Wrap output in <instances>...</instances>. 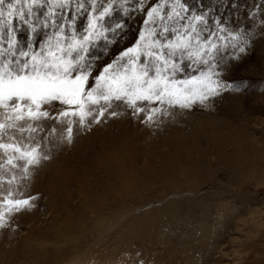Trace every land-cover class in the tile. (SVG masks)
Instances as JSON below:
<instances>
[{
  "label": "snow or ice",
  "instance_id": "6c2138e0",
  "mask_svg": "<svg viewBox=\"0 0 264 264\" xmlns=\"http://www.w3.org/2000/svg\"><path fill=\"white\" fill-rule=\"evenodd\" d=\"M255 9L249 27L236 0H0V168L20 172L8 184L30 180L93 124L129 114L151 126L172 109L242 93L248 81L226 77L257 39V19L264 36V3ZM137 18L135 40L113 55ZM43 121L53 126L37 137ZM39 199L9 190L0 229Z\"/></svg>",
  "mask_w": 264,
  "mask_h": 264
},
{
  "label": "bare ground",
  "instance_id": "6f19581e",
  "mask_svg": "<svg viewBox=\"0 0 264 264\" xmlns=\"http://www.w3.org/2000/svg\"><path fill=\"white\" fill-rule=\"evenodd\" d=\"M205 110L209 112L207 106ZM170 111L172 112L171 115L156 117L157 122L151 124V126L141 123L136 118H134V124L131 121H126L127 114H122L118 118H109L99 125L93 124L90 131H81L73 144L65 145L55 151L53 159L45 162L39 169L35 170L31 179L23 181L19 187L17 183L8 184V180L11 179L13 174L19 177V170L9 171L0 168V203H2L9 190H12L17 196L22 193L25 197L29 194L39 193L41 202H36V205L58 203L59 207L64 206L69 214L68 216L64 215L62 220L57 218L63 225H55L54 233L44 232L43 234L42 231H31L32 227L28 226L29 229L26 230L29 233L30 238L28 239L30 240H25L24 245L21 248L19 247L26 250L23 255H20V249H16L15 246L12 247L9 239L12 238L13 232L21 223L25 222L28 225L36 220L34 209L12 215L9 218V226L0 229V264H135L139 259L137 255L139 252H135L134 255L130 256L131 248L139 244H153L160 239L161 234L165 239H168L166 234L167 225L175 222V218L170 217L171 213L176 212L177 215H181L187 212L188 209L182 207L184 204L193 206L192 209L196 212L194 214L198 215L206 232L200 238L203 240H195V242L197 241V247H190V251L187 252L180 251L179 264H208L211 252L215 248L210 245V241L217 240L219 230L226 228L233 218L232 215L230 218L227 217L231 212L227 200L222 203V197H216L215 194H210V199L200 197L188 199L187 195L179 196V194L184 193L183 191L176 190L178 193L172 194L175 200L168 201L164 205L162 200L151 202L148 190H151L152 187L150 186L155 182L167 178L166 176L171 177L173 175L171 177L173 178L174 174L170 173L173 168L189 174L188 167L200 166L201 161L199 162V160L201 159L198 158L200 156L193 157L192 152H202L200 141L210 140L211 143L213 140L211 136L222 132L226 125L224 121L217 119L218 116L216 118L195 120L186 114L187 112L182 116L174 109ZM204 115L206 116V114ZM50 125L53 126V123ZM55 128L56 135H59L62 126L57 124ZM174 128L179 130H174ZM185 132H188V134L185 135ZM137 133H151L154 135L147 139L148 143L141 145L136 139L139 137H134ZM226 134L230 137V134ZM25 136H27V133H25ZM186 136L187 139H191L188 141L192 145L186 144V140L183 139ZM226 137H224V141H226ZM93 138L97 140L93 141ZM17 139H20L19 133H17ZM87 141L89 142L87 143ZM212 143L215 150L222 149V146L218 147L219 144L215 141ZM162 145L168 146L165 151H159V147ZM0 151V163H3L4 155L3 151ZM143 156L147 159L145 162L140 163L139 159ZM168 157H171L173 161L170 160L173 164L171 167L165 166V162L170 159ZM205 157L207 158V156ZM202 161L204 160L202 159ZM64 162H67L66 165H64ZM192 163L195 164L192 165ZM156 166H162V168ZM184 167H187V169ZM176 187L178 188V186ZM193 195L195 194L193 193ZM42 197L46 201H43ZM116 198L121 203H115ZM213 201H215L214 204ZM154 203H160V208H154L152 206ZM172 204H177V206L173 207ZM145 206H152L153 208L152 210L143 211L144 208L142 207ZM164 206L167 207L163 208ZM215 207H219V211L223 212L225 216L220 217L219 214H214ZM126 208L134 210V213L138 212V217L123 221L122 230L115 228L109 235L107 228L104 226L106 221L116 217ZM70 214L72 216L77 215L79 221L68 223ZM88 218H91L90 224L85 226L84 221ZM192 225L191 228H194ZM197 229H194V231L198 232ZM157 235H159L158 238ZM184 236L188 238L187 241L185 240V245L194 243V237ZM185 238L181 240L183 241ZM86 239L88 241L85 242ZM93 240H105V242L97 247V245L91 243ZM168 240L165 241L169 244L176 243L177 247L180 246L174 240ZM158 242L160 241L158 240ZM215 242L213 241V243ZM8 243L10 244L9 248H7ZM161 243L158 244L161 245ZM72 247H75V250H69ZM117 248H125V254L117 252ZM106 251L109 252L108 255ZM214 252L216 251L214 250ZM142 257L144 259L143 255ZM178 261H175V264ZM145 262L148 264L146 259ZM160 263L162 264V262Z\"/></svg>",
  "mask_w": 264,
  "mask_h": 264
},
{
  "label": "rangeland",
  "instance_id": "374dc122",
  "mask_svg": "<svg viewBox=\"0 0 264 264\" xmlns=\"http://www.w3.org/2000/svg\"><path fill=\"white\" fill-rule=\"evenodd\" d=\"M205 2L207 3L209 2V0H205ZM236 2L240 7L239 15L241 17V20L249 27H251V21H248L246 19L248 16V10H256L255 5L264 3V0H236ZM139 25V18L129 23V28L126 33L125 39L112 48L113 55L118 53L121 48L125 47L126 45H130L135 40L137 36L136 29ZM256 25L257 39L254 41L253 46L250 48L248 55L246 56L244 61L234 67L226 77L227 79H229V81H238L241 79L247 80L248 87L245 88L240 94L224 93L221 97H217L214 101L210 102L207 105L209 112L205 110L206 106L203 107L201 105H197L190 110L188 109L189 112L187 110H184V112L183 110H179L178 108L174 109L182 116H184V113L187 112L186 114H188L192 119L195 120L208 119L211 117L216 118L218 116L217 119L224 121L226 128L223 129L222 132L211 136V138L213 139L212 142L215 141L216 143H218V147L221 145L222 149L218 148V151L215 150L213 148V143L209 142L210 140L200 141L202 144L200 145L202 152H192L193 157H202H198L199 159H201L199 160V162L201 161L200 166H190L192 170L190 167H188V170L190 171L187 172L189 174L184 173L180 169L177 170L176 168H173L170 171V173L172 172L174 174L173 178H171L173 175L171 177L166 176L167 178H162L160 180L161 182H155V184L150 186L152 187L151 190H148V196L150 197L151 202L162 200L164 202H162L164 205L168 201L175 200V197H173L172 194L178 193L176 190H179L180 192L183 191L184 193L179 194V196L183 197L184 195H187L188 199H195L197 197H200L202 199H210L209 195L215 194L217 195L216 197H222V203L227 200V202L230 204L229 207L231 209V212L227 217L230 218V216L232 215L233 218L226 228L219 230L217 240L213 239V241L216 242L213 243L212 240L210 241V245H213L212 247H215L214 250L217 253L214 252V250L211 252L212 254L211 257H209L208 264H264V102H261L262 89H264V36L259 35V19L256 20ZM204 114H206V116ZM128 117L131 119H129ZM126 121H131L133 124L135 123L134 118L129 114H127L126 116ZM41 123L44 130L40 133H37V137L47 135L48 132L51 131L52 125L50 124L53 122L43 121ZM235 124L236 126H234ZM46 129L47 131H45ZM174 130L179 129L174 128ZM186 133L188 134V132H185V135ZM226 133H228V135L230 134V137H228ZM153 135L154 134L151 133H137L134 137H139L136 139L140 142L141 145H143L148 143L147 139H150ZM224 137L227 138L226 141H224ZM183 139L186 140V144L192 145L191 142L188 141L191 140L190 138L187 139L186 136ZM95 140L97 139H94L93 141ZM89 141H87V143ZM225 144L227 145L226 148ZM95 147H97V145H95ZM167 147L168 146L166 145H162L161 147H159V151H165ZM205 156H207V158ZM168 158L170 159L169 161L165 162V166L167 165L168 167H171V165H173V161L171 160V157ZM146 159L147 157L145 158L143 156L139 159V162L143 163L146 161ZM202 159L204 161H202ZM170 160L172 162H170ZM66 163L67 162H64V165H66ZM195 163H192V165ZM158 167L162 168V166ZM184 168L187 169V167ZM176 186H178V188ZM193 193L195 195H193ZM42 199L43 201H46L44 197H42ZM39 201L40 199L36 202ZM115 203L119 204L121 202L118 198H116ZM214 203L215 201H213V204ZM125 206L127 207V204ZM152 206L154 208H160V203H154ZM152 206L142 207L144 208L142 210H152ZM171 206L176 207L177 204H172ZM165 207L167 206H164L163 208ZM182 207L188 209L187 212L181 215H177L176 212H172V215L169 216L175 218V222L167 225L166 233L168 235V239H171L172 241L174 240V242H177V245L180 246L177 247L176 243L169 244L167 242L169 240L167 238L165 239L163 234H161L159 238L162 240L158 239L160 242H162L161 245H159L158 243L160 242L156 240L155 243L150 245L139 244L133 246L130 250V256L134 255L135 252H139L144 256V260L146 259L148 261V264H159V262H162V264H175V261H178L181 256V250L187 252L190 251V247H197V241L203 240L200 238L202 235H205L204 233L206 231L204 229L202 221L199 220L198 215L194 214L196 212L193 211V206L190 204H184V206L182 205ZM33 209L35 215L34 217L36 220H33L34 222H31L28 225L25 222L21 223L13 232L12 238L9 239V243L12 244V247L15 246L16 249H20L24 245L23 242L25 240H30L28 239L30 238V236L27 232L29 227H32L31 231H42L43 234L44 232L54 233L55 225H63L57 218L62 220L64 215H69L68 211L65 210L66 208L64 206L59 207L58 203H54L51 205H45L41 203L40 205L37 204ZM219 209V207H215L214 214H219L220 217H224L225 215L223 214V212H220ZM189 212H191V214H189ZM37 217L40 220H37ZM137 217L138 212L134 213V210L126 208L116 217L107 220L104 226L105 228H107V233L109 234L115 228H119L120 230H122L121 225L123 221L135 219ZM69 218L70 220L68 221V223L79 221L77 215L72 216V214H70ZM90 219L91 218H88L84 221L85 226L90 224ZM194 222L196 223L194 224ZM191 225L194 226V228H191ZM179 226H181L182 228H180ZM196 228H198V232L194 231V229ZM177 234L181 235L177 236ZM184 235L194 237V243L185 245L188 238H185L186 236ZM158 236L159 235H157V238ZM182 238L185 239L182 241ZM195 240L197 241L195 242ZM86 241H88V239H86L85 242ZM104 242L105 240H93L91 243L99 247ZM166 243L168 246L166 245ZM10 244L7 246V248L10 247ZM154 244H156L158 247ZM152 248L154 249L152 250ZM69 250H75V247H72ZM24 251L26 250L20 249V255H23ZM124 251L125 248H117V252L124 253ZM106 253L107 255L109 254L108 251H106ZM146 253H148L149 255ZM167 258L170 259L168 260ZM162 259L164 261H160ZM179 263L180 262L178 261L177 264Z\"/></svg>",
  "mask_w": 264,
  "mask_h": 264
}]
</instances>
